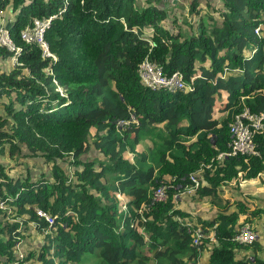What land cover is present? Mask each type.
<instances>
[{
  "label": "trees",
  "instance_id": "trees-1",
  "mask_svg": "<svg viewBox=\"0 0 264 264\" xmlns=\"http://www.w3.org/2000/svg\"><path fill=\"white\" fill-rule=\"evenodd\" d=\"M188 1L195 14L202 1L216 11L212 0ZM157 3L0 0L21 49L9 70L0 68V149L48 167L11 173L0 162V264H81L94 257L103 264H173L171 256L188 264L196 216L175 196L193 185L188 177L200 168L192 195L208 196L215 210L199 223L212 233L200 245L209 252L206 264H264L262 242L235 240L245 222L264 217V208L242 193L233 197L242 181L264 172V134L255 137L261 157L217 159L228 150L234 114L243 106L264 111V41L253 31L264 0H220V21L208 16L211 27L201 21L189 36L174 29L178 17L172 29L165 26L170 12ZM49 17L43 38L55 59L20 38L32 20ZM12 55L0 48L1 60ZM145 57L167 74L181 71L193 89L148 88L138 75ZM221 91L219 105L211 96ZM89 150L102 159L82 157ZM160 183L166 199L155 201ZM30 223L41 242L19 259L14 247Z\"/></svg>",
  "mask_w": 264,
  "mask_h": 264
},
{
  "label": "built area",
  "instance_id": "built-area-1",
  "mask_svg": "<svg viewBox=\"0 0 264 264\" xmlns=\"http://www.w3.org/2000/svg\"><path fill=\"white\" fill-rule=\"evenodd\" d=\"M4 14L0 11V48H4L8 51L14 52V55L20 52V47L14 43L9 29L5 26L3 21ZM51 17L48 19H34L32 25H26L20 31V38L25 42H36L43 48V55L48 56V47L44 41L43 34L46 28L50 24ZM264 30V15L262 23L257 26L254 31L256 34H261ZM16 55L13 60L16 62ZM139 76L142 82L151 89H163L169 92H175L185 90L186 83L181 71L175 70L170 74L163 72L160 65L144 61L139 68ZM192 88V87H190ZM119 125L122 123L119 122ZM229 142L227 144L228 150L218 155V160H222L223 157H232L241 155L244 160L247 161L253 157H260L255 137L257 135L264 134V111L255 112L249 107L243 106V108L234 114L231 121L228 123ZM189 179L197 185L195 175H189ZM153 198L155 201H164L166 199L165 185H160L153 191ZM0 208L4 209L5 205L3 201H0ZM36 214L43 217L49 224L52 223V217L46 212L36 209ZM196 235H201V230H196ZM258 238L254 228L246 223L239 228L235 236V240L239 244H247L255 241ZM18 244L15 245V248ZM19 259L23 258V254L16 251ZM17 264V263H15Z\"/></svg>",
  "mask_w": 264,
  "mask_h": 264
},
{
  "label": "rangeland",
  "instance_id": "rangeland-1",
  "mask_svg": "<svg viewBox=\"0 0 264 264\" xmlns=\"http://www.w3.org/2000/svg\"><path fill=\"white\" fill-rule=\"evenodd\" d=\"M153 1L156 3L158 2L170 12L168 19L164 22L165 26H168L169 28H171L170 21L173 20V17H178V22H176L175 27H179V28H174V29H179L185 36H189L194 31L199 30L200 29L199 23L201 21L206 27H211V22L208 16H211L212 18H214V22L216 23L220 21V3H219L220 0H212V2L214 3H211V4L216 5V7H214L216 8V11H213L211 8L209 9L206 8L205 3H204L205 1H202L201 5L198 8L199 14H195L194 12H191L189 10L188 0H180L177 3V5H175L174 7L170 6V3L172 2L171 0H153ZM138 3H142V0H138ZM168 5L170 6V8L168 7ZM3 13H4V22H5L11 16L6 11H4ZM14 63L15 62L13 61V59H10L9 61H3L0 59V68L3 70H9ZM211 98L215 99L217 101L216 104L220 105V103L224 101L225 94L223 91H221L215 96H211ZM213 112L215 113V115L218 114V111L217 112L213 111ZM147 144L150 145L149 142H147ZM140 148H142V146H139V149ZM1 151H2V158L0 159V162L6 163L7 166H11L10 167L12 169L11 173L13 172L19 173V171L24 172L26 171V168H27L28 170H30L31 174H36L39 172L40 169L45 170V172L48 169V167L46 165H43L41 161L37 158L21 157L19 159H16V158L11 159L8 156L7 151L5 150H1ZM95 154L97 153L89 150V152L84 154L82 157L92 159ZM97 158L102 159V156L97 154ZM198 173H202V168H200ZM263 183L264 182L262 178H260V176L254 182H251V181L242 182L241 183L242 185L240 186L245 191L243 195H245L249 200H251L252 203H256L258 205L264 204V194H261L256 189L257 187L259 188L264 187ZM230 191H232L231 188L230 187L228 188L227 186H225L224 194L227 196H231ZM238 196H239V193H235L233 195V197H238ZM250 197H253V198L251 199ZM176 204L179 208L185 211H188L192 214H195L196 217H194V222H197L198 217H201V218L205 217L208 219L215 214L214 208L210 206L208 196H205L204 198L199 199V198L194 197L192 195V192L188 193L186 190L184 192L183 190H181V193L178 195V201ZM255 225H256V228L259 230V232H262V229L264 228V218L262 217L261 219L256 220V223L254 222V226ZM258 240L263 243L262 245L264 247V234L263 233L259 234ZM40 242H41V238L39 237L37 233L34 232L33 227L30 226V229L24 232L23 236L21 237V240L18 243H16L18 244L19 250H18V247L17 248L14 247V248H15V251H20L22 254H24L27 251H36L40 245ZM260 254L262 258H264V249L261 251ZM242 255H243L242 252L239 255L237 254L238 258H241ZM204 256H206V259H207V255L206 254L203 255L201 253V263L203 264H205L206 262V259ZM83 259H84V262L83 263L81 262V264H103L99 259H96L95 257H94V261H92L93 258H90V259L83 258ZM171 261L173 264H177V256L176 257L171 256ZM30 263L38 264L37 262H30ZM188 264H192V262L188 261Z\"/></svg>",
  "mask_w": 264,
  "mask_h": 264
},
{
  "label": "clouds",
  "instance_id": "clouds-1",
  "mask_svg": "<svg viewBox=\"0 0 264 264\" xmlns=\"http://www.w3.org/2000/svg\"><path fill=\"white\" fill-rule=\"evenodd\" d=\"M221 11V10H220ZM263 15H264V13H263ZM262 19H263V16H262ZM262 19H261V21L259 22V24L257 25V26H259L261 23H262ZM256 26V27H257ZM255 27V28H256ZM254 28V29H255ZM254 31V30H253ZM262 33H264V30H262L261 31V34H256L255 33V31H254V34L256 35V37L258 38V39H261V40H263L264 41V35H262ZM43 36H44V34H43ZM12 37V36H11ZM13 39V38H12ZM14 41V40H13ZM45 41V40H44ZM46 42V41H45ZM15 43V42H14ZM27 43H30V42H27ZM36 43V42H35ZM38 44V43H37ZM47 44V43H46ZM40 45V44H39ZM17 46V45H16ZM41 46V45H40ZM47 47H48V45H47ZM41 49H42V55H43V48H42V46H41ZM6 50V49H5ZM255 50H256V46H255V49H253V51H252V53H251V55L255 52ZM8 51V50H7ZM9 52H11V51H9ZM48 52L50 53V55H48V56H45V55H43L44 57H52V58H54L55 59V55L53 54V53H51L50 51H49V48H48ZM13 53V55L9 58V60L10 59H13V57L16 55H14V52H12ZM16 58H17V55H16ZM14 61V60H13ZM144 61H149V62H151V63H154V62H152V61H150L147 57H145L141 62H140V64H139V66H138V75H139V68H140V65L144 62ZM15 62V61H14ZM17 62V61H16ZM15 62V63H16ZM154 64H157V63H154ZM159 65V64H158ZM161 66V65H160ZM162 67V66H161ZM163 69V68H162ZM164 72V71H163ZM165 73V72H164ZM167 74V73H166ZM139 78H140V76H139ZM52 80V82L57 86V88H58V90L59 91H61V88L59 87V85H58V83H57V80L55 79V78H52L51 79ZM140 80H141V78H140ZM142 81V80H141ZM185 81V80H184ZM144 84V83H143ZM145 85V84H144ZM146 86V85H145ZM190 87H192V88H190ZM149 88V87H148ZM151 89V88H150ZM193 89V86L192 85H187L186 84V86H185V90H182V91H186V90H192ZM152 90H163V89H152ZM166 91V90H165ZM169 92V91H168ZM259 153H260V151H259ZM260 157H261V155H260ZM253 158H257V157H253ZM218 159V158H217ZM264 173V172H263ZM262 174V173H261ZM190 175H192V174H190ZM193 175H195V177H196V180H197V185H195V183L193 182V181H191L190 179H189V177H188V179L193 183V185H191L190 187H188L187 189H184L183 190V192L186 190L188 193H191V192H193L194 191V189L195 188H197V186L200 184V182H201V180H202V176H201V174L200 173H194ZM260 176V175H259ZM259 176L256 178V179H258L259 178ZM255 179V180H256ZM254 180V181H255ZM242 182H245V181H242ZM252 182V181H251ZM160 185V184H159ZM158 185V186H159ZM156 189V188H155ZM154 189V190H155ZM181 193V191H179L178 193H177V195H176V198H178V195ZM38 209V208H37ZM205 217H198L197 218V222H194V217H193V219H191V221L189 222V226L190 225H193V226H195V228L192 230V235H193V240H192V246L194 247V250H193V252H192V254H191V257H190V259H189V262H192V264H203V263H201V253H203V255H207V258H208V250H206V248L207 247H202V248H200V245L203 243V239H205V238H207V237H209L210 239L212 238V233H208V234H206L205 232H204V229H203V227H201L200 226V224L199 223H201L202 222V219H204ZM264 218V217H263ZM205 219H207V218H205ZM208 219H210V218H208ZM246 223H248L249 224V222H245L244 224H246ZM255 223H256V221H255ZM243 224V225H244ZM30 226H34L33 225V223H30L29 224ZM253 228H255L256 230L255 231H259L257 228H256V225L254 226V223L253 224H250ZM196 230H201V235H199V236H197L196 235ZM237 234V233H236ZM236 236V235H235ZM258 236V238L256 239V240H258L259 239V235H257ZM252 243V242H251ZM247 244H249V243H247ZM16 245V244H15ZM215 245H217V244H215ZM16 252V251H15ZM20 252V251H19ZM17 255V254H16ZM18 257V256H17ZM205 257V259H206V256H204ZM206 262H207V259H206ZM206 262H205V264H206Z\"/></svg>",
  "mask_w": 264,
  "mask_h": 264
},
{
  "label": "crops",
  "instance_id": "crops-1",
  "mask_svg": "<svg viewBox=\"0 0 264 264\" xmlns=\"http://www.w3.org/2000/svg\"><path fill=\"white\" fill-rule=\"evenodd\" d=\"M171 1H172V2H171L170 4H171L172 7H174L175 5H177V3H178L180 0H171ZM219 2H220V1H219ZM212 3H214V2H212ZM211 8H212V7H211ZM215 21H216V20H215ZM211 23L213 24V22H211ZM260 178H262V180H263V182H264V173L260 174ZM255 181H256V180H255ZM252 182H254V181H252ZM263 184H264V183H263ZM240 185H242V184H240ZM256 189H257L261 194H264V187H262V188L257 187ZM238 191H239V194H240V193L243 194V193L245 192V191L241 188V186L239 187ZM259 206L262 207V208H264V204H261V205L259 204ZM34 232L37 233V231H35V230H34ZM260 233H263V234H264V228L262 229V232H259V234H260ZM20 240H21V239H20ZM20 240H19V241H20ZM19 241H18V242H19ZM18 242H17V243H18ZM18 250H19V247H18ZM14 251H15V248H14ZM202 254H203V253H202ZM27 264H31V263H30V262H27Z\"/></svg>",
  "mask_w": 264,
  "mask_h": 264
},
{
  "label": "bare ground",
  "instance_id": "bare-ground-1",
  "mask_svg": "<svg viewBox=\"0 0 264 264\" xmlns=\"http://www.w3.org/2000/svg\"><path fill=\"white\" fill-rule=\"evenodd\" d=\"M262 43V42H261ZM260 44V43H259ZM261 46V45H260Z\"/></svg>",
  "mask_w": 264,
  "mask_h": 264
}]
</instances>
